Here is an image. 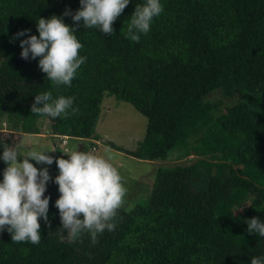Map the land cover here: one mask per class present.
<instances>
[{"label": "trees", "instance_id": "16d2710c", "mask_svg": "<svg viewBox=\"0 0 264 264\" xmlns=\"http://www.w3.org/2000/svg\"><path fill=\"white\" fill-rule=\"evenodd\" d=\"M143 2L131 0L112 34L81 20L78 51L87 59L70 87H53L39 57H21L20 40L39 35V17L76 24L63 13H74L79 0H0V121L7 113L16 132H40L45 117L31 106L51 90L79 106L69 117L45 118L58 143L98 137L103 102L115 94L147 117V130L137 148L110 146L148 160L168 159L172 150L197 155L159 167L149 199L121 205L115 229L95 244L87 232L68 241L54 205L60 193L47 187L50 224L40 219V243L12 241L5 229L0 264H250L264 255V237L248 233L245 223L264 221V0H161L151 30L133 42L123 32ZM21 29L31 31L14 38ZM216 91L233 101L225 111L223 98L210 96ZM15 141L0 131V143ZM5 167L0 161V178Z\"/></svg>", "mask_w": 264, "mask_h": 264}, {"label": "clouds", "instance_id": "9594fccd", "mask_svg": "<svg viewBox=\"0 0 264 264\" xmlns=\"http://www.w3.org/2000/svg\"><path fill=\"white\" fill-rule=\"evenodd\" d=\"M79 2L80 7L74 13L67 8L63 13L64 16L70 15L76 24L69 25L58 15L39 17L36 21L39 35H27L20 40L21 57L26 60L39 57L38 67L46 73L53 87H70L77 69L87 59L78 51L83 47L75 31L79 22L82 20L86 29L96 28L112 34L113 22L131 0ZM162 11L161 0L137 3L127 21L124 37L139 42L141 34L146 35L151 30L153 19ZM30 31L21 29L14 38L25 36ZM74 102V96H54L51 90L42 91L34 96L31 113L45 118H66L79 112V106H74ZM29 143L31 147H28ZM0 149V161L6 165L0 178V232L6 229L12 241L40 243V219L50 224L48 212L51 197L44 195L50 180L58 185L60 195L54 205L59 210L60 229L67 230L69 242L87 232L95 244L99 234L115 229V217L126 187L111 154L100 155L77 149L63 151L68 154L67 158L53 157L47 153L54 150L42 147L30 138H25L19 145L0 143ZM54 160L59 169L54 178L47 166H36L51 165ZM245 223L248 233L264 237V221L252 217L246 219ZM250 264H264V255L252 256Z\"/></svg>", "mask_w": 264, "mask_h": 264}, {"label": "rangeland", "instance_id": "374dc122", "mask_svg": "<svg viewBox=\"0 0 264 264\" xmlns=\"http://www.w3.org/2000/svg\"><path fill=\"white\" fill-rule=\"evenodd\" d=\"M210 96L213 100L223 98L220 104V110L222 111H225L227 106L233 102L230 98L223 97L220 91H216ZM107 101H110V103H106L101 108V118L96 126L98 137L95 136L83 140L79 148L72 147L71 140H68V148L66 146L67 138H64L61 143H58L60 139L57 137H50L38 133L33 134L30 132H16L12 128L14 117L12 116L10 118L7 113L3 115L0 121V131L3 135L10 132L13 133V137L16 140L13 145L21 144L25 138L35 140L40 146L46 147L49 150H54L47 153L53 157L64 156L67 158L68 154L63 151H71L70 148H72V150L94 151L96 154L100 155L111 154L114 157L113 163L120 171L123 181L126 180V182H128L125 184L126 193L121 205L130 209L135 204L146 202L149 199L153 187V180L159 167L166 168L175 166L178 163L190 162L195 160L197 155L192 153L184 157H178L177 153L179 151L175 152V150H172L168 159L148 160L136 158L123 150H118L110 146L109 141H114V143L121 148H137L146 134L147 117L132 103L119 99L115 94H113V98ZM30 120L31 119H29V121ZM48 125L49 121L43 118L42 127H48ZM96 140L98 141L96 142ZM93 146H96L95 149ZM28 147H31V143L28 144ZM33 163L35 164V161H33ZM36 166L38 168L47 166L53 178L59 173L55 160L51 165L37 164ZM47 187H52V189L56 188L58 190V185L51 180L48 182Z\"/></svg>", "mask_w": 264, "mask_h": 264}, {"label": "crops", "instance_id": "0c3cea01", "mask_svg": "<svg viewBox=\"0 0 264 264\" xmlns=\"http://www.w3.org/2000/svg\"><path fill=\"white\" fill-rule=\"evenodd\" d=\"M111 99V97H109V98H107L106 100H104V102H103V105H105L106 103H110V101H107V100H110ZM103 105H102V107H103ZM100 118H101V114H100ZM47 127H42V131H40V132H33V134L34 133H38V134H45V135H48V136H50V137H54V135L53 134H51V132H49L48 131V129H46ZM98 133V132H97ZM106 135H107V133H106ZM85 139H88V138H79V137H71L70 139L69 138H67V144H66V146L68 147V145H69V141L71 140V142H72V147H76V148H79L80 147V143H82L83 142V140H85ZM69 140V141H68ZM69 148V147H68ZM71 150H72V148H70ZM137 158V157H136ZM141 159V158H140ZM124 182V184H126V183H128V182H126V181H123Z\"/></svg>", "mask_w": 264, "mask_h": 264}]
</instances>
